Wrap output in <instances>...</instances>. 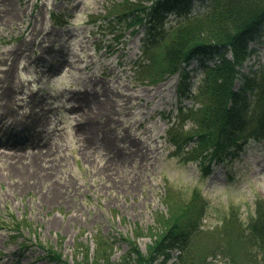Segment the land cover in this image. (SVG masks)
Here are the masks:
<instances>
[{"label": "rangeland", "instance_id": "obj_1", "mask_svg": "<svg viewBox=\"0 0 264 264\" xmlns=\"http://www.w3.org/2000/svg\"><path fill=\"white\" fill-rule=\"evenodd\" d=\"M199 3L192 0L191 9ZM126 4L0 0V264H74L83 260L79 241L91 260L96 234L111 241L113 260L127 251V238L145 253L154 235L135 230L159 226L167 194L185 203L197 195L205 229L244 225L264 205V139L248 138L223 160L191 155L185 110L197 105L187 92L201 77L199 58L157 82L140 81L133 64L148 24L123 27L120 20L117 39L118 30L110 31L116 16L108 8ZM249 47L241 74L264 69V25ZM242 82L238 75L233 88ZM8 116L18 128L6 124ZM19 136H27L21 146L9 145ZM12 219L22 222L19 230ZM211 245L207 264H229ZM253 250L264 264L261 248Z\"/></svg>", "mask_w": 264, "mask_h": 264}, {"label": "trees", "instance_id": "obj_2", "mask_svg": "<svg viewBox=\"0 0 264 264\" xmlns=\"http://www.w3.org/2000/svg\"><path fill=\"white\" fill-rule=\"evenodd\" d=\"M125 1L121 9L108 8L116 16L110 31L118 30L113 35L117 39L120 20L123 27L134 28L144 21L148 24L140 37L142 57L133 64L140 81L157 82L166 74L182 70V64L191 58H199L201 77L196 91L187 92L197 105L185 110L191 124L184 138L192 140L191 155L201 161L223 160L226 155L234 157L248 138L264 139V69L239 73L252 52L250 40L264 25V0H199L197 10L191 9L192 0H146L149 5L145 0ZM172 11L174 22L166 26V16ZM238 75L243 82L233 88ZM177 109L184 112L181 101ZM173 125L174 121L170 127ZM208 168L209 160L202 172H208ZM169 198L167 194L168 213L157 214L158 227L151 226L146 232L135 230L136 236L154 235L145 253L134 238H127V251L113 260L111 241L96 234L93 259L89 260V245L79 241L83 260H74V264H207L211 243L229 258V264H260L253 248L256 244L264 253V205L258 204L256 216L244 225L229 221L222 229H205L200 223L203 206L195 203L200 199L197 195L189 203L180 197ZM11 224L15 230L22 227V222L15 219ZM49 251L51 257L60 258L56 250ZM160 255L162 258L154 263Z\"/></svg>", "mask_w": 264, "mask_h": 264}, {"label": "bare ground", "instance_id": "obj_3", "mask_svg": "<svg viewBox=\"0 0 264 264\" xmlns=\"http://www.w3.org/2000/svg\"><path fill=\"white\" fill-rule=\"evenodd\" d=\"M9 95H11V94H9ZM15 100L12 98V101H10V103L11 102H14ZM100 123H102V125H99V128H100V126H103V125H105V124H103V122H100ZM92 127H93V125H92ZM95 127V126H94ZM20 137V138H19ZM17 139H14L13 138V142H11V144H9V145H12V146H21L22 144H20V143H18L19 141L18 140H20L21 139V137H22V139H26V137L27 136H19ZM130 157H131V155H130ZM134 158V157H133Z\"/></svg>", "mask_w": 264, "mask_h": 264}]
</instances>
